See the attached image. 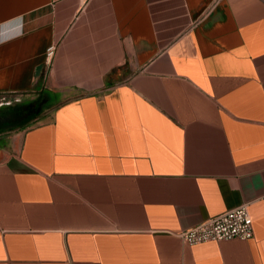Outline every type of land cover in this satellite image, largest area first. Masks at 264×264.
<instances>
[{
    "label": "crops",
    "instance_id": "1",
    "mask_svg": "<svg viewBox=\"0 0 264 264\" xmlns=\"http://www.w3.org/2000/svg\"><path fill=\"white\" fill-rule=\"evenodd\" d=\"M4 94L0 264H264V0H0Z\"/></svg>",
    "mask_w": 264,
    "mask_h": 264
},
{
    "label": "built area",
    "instance_id": "2",
    "mask_svg": "<svg viewBox=\"0 0 264 264\" xmlns=\"http://www.w3.org/2000/svg\"><path fill=\"white\" fill-rule=\"evenodd\" d=\"M54 50L53 44L46 48L47 63L51 61ZM178 235L189 245L234 238L246 240L253 236L252 219L247 206L242 205L184 229Z\"/></svg>",
    "mask_w": 264,
    "mask_h": 264
},
{
    "label": "rangeland",
    "instance_id": "3",
    "mask_svg": "<svg viewBox=\"0 0 264 264\" xmlns=\"http://www.w3.org/2000/svg\"><path fill=\"white\" fill-rule=\"evenodd\" d=\"M28 98L29 96L25 95H0V127L4 129L3 131H10L14 125L29 118L33 113V111L26 114L18 112Z\"/></svg>",
    "mask_w": 264,
    "mask_h": 264
},
{
    "label": "trees",
    "instance_id": "4",
    "mask_svg": "<svg viewBox=\"0 0 264 264\" xmlns=\"http://www.w3.org/2000/svg\"><path fill=\"white\" fill-rule=\"evenodd\" d=\"M26 110H28V111H32V110H34V109H33V108L26 107V106H23L18 112H19L20 114H25V111H26ZM32 117H33V116H29V118L25 119L24 121L17 123L16 125H14V126L12 127L11 130H14V129H20V128H23V127L27 126V125L30 123V121L32 120ZM3 130H4V129H3L2 127H0V132L3 131Z\"/></svg>",
    "mask_w": 264,
    "mask_h": 264
}]
</instances>
